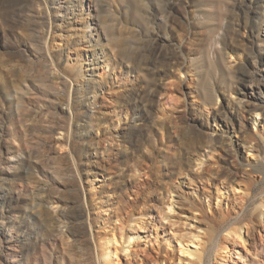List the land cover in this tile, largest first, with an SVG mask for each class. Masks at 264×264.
<instances>
[{
	"label": "rangeland",
	"instance_id": "obj_1",
	"mask_svg": "<svg viewBox=\"0 0 264 264\" xmlns=\"http://www.w3.org/2000/svg\"><path fill=\"white\" fill-rule=\"evenodd\" d=\"M0 264H264V0H0Z\"/></svg>",
	"mask_w": 264,
	"mask_h": 264
},
{
	"label": "bare ground",
	"instance_id": "obj_2",
	"mask_svg": "<svg viewBox=\"0 0 264 264\" xmlns=\"http://www.w3.org/2000/svg\"><path fill=\"white\" fill-rule=\"evenodd\" d=\"M156 92H158V89H157V87H155L154 88V93H156ZM63 142V139H55V138H53L52 140H48V141H46L44 144L46 145V146H48L49 148H51L52 146H54V145H60L61 143ZM72 216L74 217V219L75 220H78L79 218H81V216H82V210L80 211H74V212H72ZM244 223H243V219H241V218H238V219H236V220H234L233 222H229V223H227V227H226V229H227V231H228V234H230V235H232V236H234V238H235V240L236 239H241V234H242V230H243V227H244ZM73 233H74V236H75V239L77 240V242L79 243V242H81L82 241V238H83V232L82 231H79V230H76V231H73ZM126 239H127V237H126ZM178 240H180V239H178ZM177 240V241H178ZM107 242H109V239H108V241ZM179 242H181V241H179ZM65 244V243H64ZM217 245H219V243H217ZM65 246V245H64ZM63 246V247H64ZM71 246V245H70ZM68 247V246H67ZM65 248V247H64ZM70 250V249H69ZM68 250V251H69ZM183 250V249H182ZM67 251V250H66ZM70 252V251H69ZM183 252H184V250H183ZM187 252H188V250H187ZM68 255V254H67ZM101 256H103L105 259H107V258H110V257H112V251H111V248L109 247V245L106 243V244H103L102 246H101Z\"/></svg>",
	"mask_w": 264,
	"mask_h": 264
}]
</instances>
